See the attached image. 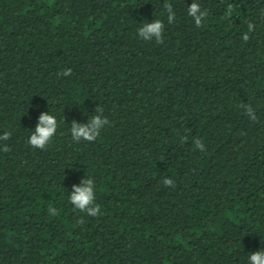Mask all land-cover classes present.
<instances>
[{"label":"trees","instance_id":"1","mask_svg":"<svg viewBox=\"0 0 264 264\" xmlns=\"http://www.w3.org/2000/svg\"><path fill=\"white\" fill-rule=\"evenodd\" d=\"M156 19L162 44L137 34ZM98 105L110 124L74 142ZM47 111L59 126L36 149ZM4 132L0 264H248L264 249V0H0ZM84 177L96 217L69 202Z\"/></svg>","mask_w":264,"mask_h":264},{"label":"clouds","instance_id":"2","mask_svg":"<svg viewBox=\"0 0 264 264\" xmlns=\"http://www.w3.org/2000/svg\"><path fill=\"white\" fill-rule=\"evenodd\" d=\"M167 13V23L172 24L175 19V12L173 6L170 3H165L163 5ZM233 11V6L231 4L227 5L225 15L230 17ZM188 15L192 17L196 27H201L204 20L208 16L206 9H202L200 4L197 2H192L187 8ZM254 25L249 23L248 30L252 31ZM164 30L165 23L160 19L152 20L150 23H143L138 29L137 34L143 41H155L157 44H162L164 42ZM242 39L247 41L249 36L247 33L243 34ZM72 74L71 69L64 70L60 73L62 76H70ZM240 107L244 109L245 114L255 122L257 117L254 114V110L250 105L241 104ZM93 112L91 118L87 120L86 123H78L76 120H72L70 127V134L74 142L87 141L94 142L100 135L101 130L109 125L110 122L106 116L103 115L104 108L98 105ZM59 124L55 116L49 114V112H41L35 128L32 130L27 143L36 149L44 150L51 143L53 137L56 135L57 128ZM11 132H4L0 135V141H7L11 137ZM195 148L204 151V144L200 139H195L193 141ZM7 152L10 149L5 145L2 149ZM162 183L167 187H175V181L171 178H164ZM96 200V183L92 178L84 177L79 185H72V190L69 193V202L73 206L74 210L86 214L90 217H96L101 214V207L99 204L95 203ZM49 213L52 215H57L58 210L54 207H49ZM79 223L83 224L85 221L81 218ZM248 264H264V249L251 252L248 255Z\"/></svg>","mask_w":264,"mask_h":264}]
</instances>
